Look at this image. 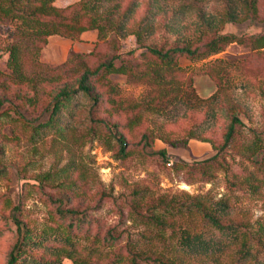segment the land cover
<instances>
[{
    "label": "rangeland",
    "instance_id": "obj_1",
    "mask_svg": "<svg viewBox=\"0 0 264 264\" xmlns=\"http://www.w3.org/2000/svg\"><path fill=\"white\" fill-rule=\"evenodd\" d=\"M40 3L0 0V264L16 238L14 211L44 238L30 253L59 264H254L239 258L243 240L264 259V43L249 36L264 30V0L254 19L243 16L244 0H48L55 13H41ZM60 16L100 28L95 55L46 61L52 35L42 23ZM221 33L233 41L169 65L146 50L193 49ZM114 55L126 70L100 72ZM85 72L91 92L79 90L56 127L36 128L54 96L78 90ZM218 202L227 214L213 210ZM58 207L87 220L71 230ZM206 209L239 225L237 244ZM185 232L228 246L187 255Z\"/></svg>",
    "mask_w": 264,
    "mask_h": 264
},
{
    "label": "trees",
    "instance_id": "obj_2",
    "mask_svg": "<svg viewBox=\"0 0 264 264\" xmlns=\"http://www.w3.org/2000/svg\"><path fill=\"white\" fill-rule=\"evenodd\" d=\"M257 1L258 0H244L245 8H244V17L249 16L251 14L252 19L256 18V10H257ZM48 0H41L39 11L41 13H49L50 11L55 13L58 11V9L54 6H48ZM135 8V3L133 2L129 8L124 13L121 25H123L132 15L133 10ZM48 9V10H47ZM238 13L235 11V9H230L228 12V17L230 20H238ZM44 24V33L45 35H58L62 37H67L71 39H79L81 36V33L86 30H92L94 28V24H91L90 26L87 25H81L79 21H77L75 18H64L60 16L59 18L47 20ZM215 27V26H212ZM97 28V35L100 34V28ZM215 29V28H213ZM232 35L229 34H223L221 33L217 37L211 39L210 41L206 42L202 46H198L195 48H191L189 45L185 46H175L171 47L165 51L162 49H158L155 47H148L146 50L149 52L150 55H152L155 58L160 59L166 64H171L174 60V58L177 55H186L190 58L198 57L204 52V50H208L207 53L215 52L219 50V46L222 42H229L233 41L230 40ZM249 36L253 37L255 41L264 43V30L257 34H250ZM136 40L139 42L140 40V34L136 33ZM47 39L44 41L45 46L47 44ZM98 46V40L95 42L94 48L89 52H79V53H71L70 57L77 58V57H92L95 55L97 47ZM17 47L12 46L10 48V61L14 63V65L18 66V54H17ZM68 58V59H69ZM64 61L63 63L59 65H64L67 61ZM116 56H111L110 58L106 59L105 61L101 62L99 65V71L108 74L111 72H123L126 70L125 64H117L116 63ZM87 74L88 72H85L81 79L79 84L78 90H71L68 88L61 89L52 99L51 103L47 107V113L48 117L44 121H39L36 125V128H48V127H56L57 123L59 122V119L61 116L65 113L66 110L69 109V106L71 105V102L75 96L80 91L85 93L91 92V87L86 83L87 80ZM215 96V95H214ZM214 96L212 99H214ZM238 119L236 116L233 117L228 131L225 135V141L224 145L228 144L234 128H235V122H237ZM124 148V143H121V150ZM162 156H165V151H160ZM228 205L224 202H218L216 204V207L213 208V210L218 211L219 213L227 214L228 212ZM213 210L206 209L203 212V215L205 218L216 228L222 231V234L226 236V239L228 240V244H237L239 241V225L233 224V223H223L217 215L214 214ZM57 212L63 220L68 219L67 227L72 230V228H81L85 221L87 220L86 215L82 213L81 211L77 209H62L60 207L57 208ZM12 221L15 225L16 230V238L13 243V246L11 248V251L9 253V257L6 264H59L58 260H43L42 258H38L34 255H32L30 252L33 249H38L43 246L44 238L38 237L37 233L34 232L32 229L27 226V224L20 219L17 213L15 211L12 214ZM65 241L66 244H70L69 237L67 236L65 239H62ZM227 243L223 239H216L212 237H206L203 233H183L181 235L180 239V249L183 253L187 255H209V254H216L220 253L227 247ZM60 250V249H59ZM239 253V258L243 260L244 262H247L250 259H255L254 264H264V259H259L257 256H254V254L251 252L250 245L246 240L241 241V247L237 250ZM70 255V254H69ZM67 257H70V256ZM73 264H77L76 262H73ZM134 264H137L136 261H134Z\"/></svg>",
    "mask_w": 264,
    "mask_h": 264
},
{
    "label": "crops",
    "instance_id": "obj_3",
    "mask_svg": "<svg viewBox=\"0 0 264 264\" xmlns=\"http://www.w3.org/2000/svg\"><path fill=\"white\" fill-rule=\"evenodd\" d=\"M96 36L93 30L83 31L79 39L52 35L48 38L44 58L49 63L61 64L68 59L71 53L91 51L97 41Z\"/></svg>",
    "mask_w": 264,
    "mask_h": 264
}]
</instances>
